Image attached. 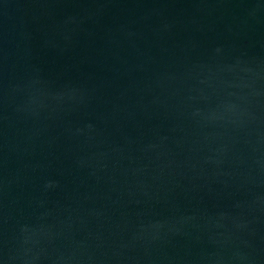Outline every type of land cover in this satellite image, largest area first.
I'll use <instances>...</instances> for the list:
<instances>
[{
	"label": "water",
	"instance_id": "1",
	"mask_svg": "<svg viewBox=\"0 0 264 264\" xmlns=\"http://www.w3.org/2000/svg\"><path fill=\"white\" fill-rule=\"evenodd\" d=\"M0 264H264V0H0Z\"/></svg>",
	"mask_w": 264,
	"mask_h": 264
}]
</instances>
